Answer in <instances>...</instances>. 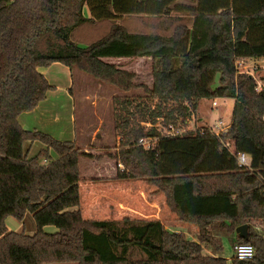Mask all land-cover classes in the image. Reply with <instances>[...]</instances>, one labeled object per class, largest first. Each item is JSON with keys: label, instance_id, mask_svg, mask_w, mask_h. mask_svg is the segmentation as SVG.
Wrapping results in <instances>:
<instances>
[{"label": "trees", "instance_id": "1", "mask_svg": "<svg viewBox=\"0 0 264 264\" xmlns=\"http://www.w3.org/2000/svg\"><path fill=\"white\" fill-rule=\"evenodd\" d=\"M115 58H150L153 67L146 100L122 104L113 158L124 168L117 177L164 193L179 220L197 228L196 239L159 219L84 218L80 161L93 155L19 123L55 88L39 71L55 62L69 67L73 80L79 69L123 91L137 87L133 72L109 61ZM259 58L264 0H0V264H264V203H256L264 195V76L260 84L240 70ZM216 98L235 101L227 130L186 133L201 100ZM160 123L175 128L172 139L205 141L187 173L163 175L164 152L151 142L163 138ZM242 138L257 147L253 167L232 154L225 159L234 172L194 171L211 142L237 154ZM148 139L149 148L141 143ZM36 141L45 147L30 157ZM28 212L34 234L8 228V217L23 221ZM243 224L246 239L236 231ZM50 225L57 231H46ZM223 236L252 244L255 257L229 262L220 255Z\"/></svg>", "mask_w": 264, "mask_h": 264}, {"label": "rangeland", "instance_id": "2", "mask_svg": "<svg viewBox=\"0 0 264 264\" xmlns=\"http://www.w3.org/2000/svg\"><path fill=\"white\" fill-rule=\"evenodd\" d=\"M109 61L121 68L127 69L134 73V82L137 87L123 91L119 88L102 82L91 75L76 69L74 71L73 82V96L76 106L74 109L76 130L78 140H75L80 151H86L93 155V157L82 155L80 161V197L83 211V216L90 220H122L124 217L133 219H146L153 217V211L149 209L142 193L150 194V189H157L156 187L144 182L142 180H128L119 179L117 177L118 168H124L122 163H118L113 154L118 152L120 136L116 128L117 123L122 122V116L126 111L122 109V104L127 101L132 104H138L146 100L143 86L151 87L153 82V67L150 58H115ZM257 61L249 60L244 65L240 66L241 71H249L254 73L255 77L261 84V77L264 76V61L260 62L263 65L258 71ZM61 67V68H60ZM61 66H51L49 76L55 78L61 83H65L63 73L60 71ZM259 68V67H258ZM256 69V70H255ZM218 78L215 85H218ZM140 85V86H139ZM260 87V86H259ZM58 97L64 94H57ZM216 102L214 105L213 103ZM235 101L230 98H216L214 100L203 99L199 104L198 111L190 118L185 127L186 133H197L199 130L211 128L212 130L222 133L226 131L228 124L232 121L233 106ZM68 112L66 118H69L71 108L67 107ZM163 138L151 141L153 144H159L163 150V175L171 174H185L189 168L193 166L195 161L204 151L205 141L193 137H182L181 139L174 138L177 131L175 128L168 129L160 123ZM223 129V130H222ZM41 131V130H40ZM44 132V131H42ZM49 134V133H48ZM90 134L89 140H83V137ZM185 136V135H181ZM171 137V138H169ZM93 145L88 143L92 141ZM67 141V140H64ZM148 141H150L148 139ZM42 142L36 141L30 149V157L39 153L43 148L40 144ZM41 147V148H40ZM45 147V146H44ZM256 146L252 140L242 138L239 142V149L247 156L248 161L253 167L252 151L256 150ZM232 150V149H231ZM220 148L217 147L216 142L210 143L207 149L206 156L204 154L203 161L198 164L194 171L204 173L212 170L223 172H234V162L229 163L225 156L236 155L234 151L224 154ZM50 155L56 158V152L51 150ZM237 161V160H236ZM264 167V164H263ZM102 193H109L108 198H99L96 202H90L91 198H98ZM118 194L124 195L129 205L128 211L119 212L116 207H119V201H116L115 196ZM152 194V193H151ZM135 197H142V203L135 200ZM121 198V197H120ZM257 204L264 203V195H260L256 201ZM122 206V205H121ZM120 206V207H121ZM135 209L134 210H131ZM126 209V208H124ZM158 215H161L170 231L184 232L189 238L196 239L197 228L188 223H183L178 216L174 214L169 207L159 209ZM8 219V220H7ZM6 220V224L10 230L21 232L23 230L28 234H34L37 230V224L32 213H27L23 221L10 216ZM48 232H55V226H47L45 228ZM223 250L221 256L226 259H232L234 255L233 239L228 236L222 237ZM208 252H212L211 248L204 246ZM138 257L140 255H137ZM49 264H77V263H49Z\"/></svg>", "mask_w": 264, "mask_h": 264}, {"label": "crops", "instance_id": "3", "mask_svg": "<svg viewBox=\"0 0 264 264\" xmlns=\"http://www.w3.org/2000/svg\"><path fill=\"white\" fill-rule=\"evenodd\" d=\"M84 12L87 16H90L89 8L86 6L84 9ZM63 66L60 71L63 73L64 81L65 83H61L55 78H51L49 75V71L51 70V66ZM61 68V67H60ZM39 71L44 74V76L48 79V81L55 86L53 90H50L47 93V97L41 101L37 107H35L31 111L23 112L20 114L18 120L21 126L28 130H41L46 133H49L50 135L54 136L57 139L60 140H67V141H75L78 140V134L76 130V120H75V106L76 102L74 101L73 96V77L72 72L69 67L65 66L62 63L55 62L47 67H40ZM63 93V96L58 97L57 94ZM67 107L71 108L69 118H66V113L68 112ZM231 123V122H230ZM228 124V126L230 125ZM90 134L83 137V140H89ZM92 141H89L88 143L93 145V138H91ZM35 144V143H34ZM42 144V143H40ZM44 148V144L40 145ZM40 147V148H41ZM57 158V155H56ZM150 194H146L144 191L142 193L143 197L145 198V203L149 206V209L153 211V217H147L146 219H159L164 224L165 221L161 215H158L159 209L163 211V208L168 207L166 202V197L164 193L158 191L157 189H150ZM152 193V194H151ZM109 193H102V195H99L98 198L94 199L91 198L90 202H96L99 200V198H108ZM121 197V198H120ZM115 200L119 201V204H121L119 207H116V210L119 212H126L128 211L129 205H127V200L124 199V195L118 194V196H115ZM135 200L138 199L139 202L142 201V197H135ZM126 208V209H124ZM128 208V209H127ZM82 210V208H81ZM134 210L135 209H132ZM83 213V211H82ZM84 215V214H83ZM8 220V219H7ZM6 220V222H7ZM8 226V225H7ZM169 225L166 224V227L168 228ZM10 229V227H9Z\"/></svg>", "mask_w": 264, "mask_h": 264}, {"label": "built area", "instance_id": "4", "mask_svg": "<svg viewBox=\"0 0 264 264\" xmlns=\"http://www.w3.org/2000/svg\"><path fill=\"white\" fill-rule=\"evenodd\" d=\"M256 61H257V66H260L261 68H262V66L263 65H260V62L261 61H264V58H259V59H256ZM245 63H240V66H242V65H244ZM264 67V66H263ZM264 69V68H263ZM214 105L216 104V102H214L213 103ZM227 128H228V126H227ZM226 128V129H227ZM223 130V129H222ZM214 131V130H213ZM215 133H216V131H215ZM177 134V133H176ZM217 134H219V132H217ZM141 143H143L146 147H150V142L148 141V140H142L141 141ZM235 158H236V160H237V162H238V164L240 165V166H245V167H251V162L250 161H248V159H247V156H246V154L244 153V152H239V153H237L236 155H235ZM242 244H247V243H237V244H235L233 247H234V255H233V257H232V259H230V260H228L229 262H231L233 259H238V260H251V259H253L254 257H255V254H256V249H255V247L252 245V244H250L253 248H254V254L251 256V258H245V259H241L240 258V253L237 251V248H238V246L239 245H242Z\"/></svg>", "mask_w": 264, "mask_h": 264}, {"label": "clouds", "instance_id": "5", "mask_svg": "<svg viewBox=\"0 0 264 264\" xmlns=\"http://www.w3.org/2000/svg\"><path fill=\"white\" fill-rule=\"evenodd\" d=\"M237 251L240 253V258L245 259L251 258L255 250L250 244H242L238 246Z\"/></svg>", "mask_w": 264, "mask_h": 264}, {"label": "water", "instance_id": "6", "mask_svg": "<svg viewBox=\"0 0 264 264\" xmlns=\"http://www.w3.org/2000/svg\"><path fill=\"white\" fill-rule=\"evenodd\" d=\"M236 231L241 238L246 239L248 237V224L239 226Z\"/></svg>", "mask_w": 264, "mask_h": 264}]
</instances>
